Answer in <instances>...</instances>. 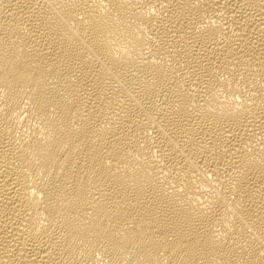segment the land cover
<instances>
[{"label":"bare ground","instance_id":"6f19581e","mask_svg":"<svg viewBox=\"0 0 264 264\" xmlns=\"http://www.w3.org/2000/svg\"><path fill=\"white\" fill-rule=\"evenodd\" d=\"M0 264H264V0H0Z\"/></svg>","mask_w":264,"mask_h":264}]
</instances>
